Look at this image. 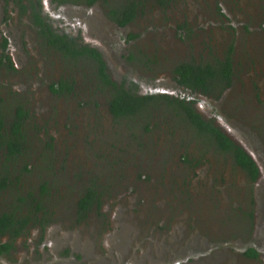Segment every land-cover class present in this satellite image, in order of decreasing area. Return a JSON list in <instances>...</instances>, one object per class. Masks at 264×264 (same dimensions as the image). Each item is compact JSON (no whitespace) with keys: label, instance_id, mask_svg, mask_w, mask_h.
I'll return each mask as SVG.
<instances>
[{"label":"rangeland","instance_id":"1","mask_svg":"<svg viewBox=\"0 0 264 264\" xmlns=\"http://www.w3.org/2000/svg\"><path fill=\"white\" fill-rule=\"evenodd\" d=\"M41 2L57 30L105 52L115 81L141 94L187 95L235 140L242 129L251 128L262 152L264 0H173L168 7L145 0L126 31L102 35L93 9ZM4 39L10 41L6 48ZM230 50L235 75L224 106L178 85L176 64L225 57ZM126 51L132 62L123 58ZM0 61V107L6 117L20 104L30 110L23 155L7 161L0 153V175L9 169L11 181L0 193V211L27 191L38 197L45 182L49 190L41 199L48 221L44 226L34 221L14 250L0 256V264H195L214 250L228 257L213 258L218 264H250L240 251L264 238V213H256L264 199H256L259 191L250 190L228 156L212 148L202 157L193 132L171 128L162 115L157 124L139 117L116 122L106 95L95 93L91 63L46 49L27 16L17 14L13 5L7 11L2 2ZM62 78L75 80L73 93L51 90ZM187 153L200 155L198 164L207 167L186 163ZM208 172L215 191L200 199L205 195L198 193L199 180L209 178ZM93 180L103 186L102 207L79 222L76 205ZM258 247L264 256V246Z\"/></svg>","mask_w":264,"mask_h":264},{"label":"trees","instance_id":"2","mask_svg":"<svg viewBox=\"0 0 264 264\" xmlns=\"http://www.w3.org/2000/svg\"><path fill=\"white\" fill-rule=\"evenodd\" d=\"M92 2L93 0L89 1V3ZM166 2L167 0H157V3L161 5ZM136 6L135 1L119 11L113 10V14L116 15L115 19L121 25H126L136 17ZM37 19L42 22L39 14H37ZM41 24L43 25V23ZM42 34L48 39L49 44L61 52L67 60H87L92 64L94 70L92 76L97 89L95 93L102 94L101 92H103L106 95L109 112L116 122L133 121L139 117V119L146 120L148 124H157L159 119L157 120L156 117L165 116L164 120H168L171 128L183 127L193 132L194 138L199 140L198 149L202 157L208 153V149L212 148L222 153L226 152L233 158L235 164L241 166L252 179L256 178L257 167L254 161L219 127L204 119L193 107V101L163 94L140 95L134 90H128L124 85L113 80L101 52L95 47L67 40L65 36L55 33L50 27L43 28ZM3 58L8 59L7 56H3ZM232 68L231 55L229 54L224 61L218 60L215 64L181 62L174 69V74L179 84L193 90L202 89V91L207 92L205 83L209 80L216 81L218 79L223 84V88L229 86ZM51 88L54 93L59 95L71 94L75 91V80L62 78L54 83ZM12 112L10 118H7L0 107V153L6 156L7 161H16L18 157L23 155L24 143L27 138V121L30 118V110H27L23 104L15 107ZM162 112H166L169 118ZM146 130L149 131L150 128L146 127ZM191 157L190 153L184 154L183 160L188 164L194 163L195 157L190 159ZM199 162L195 163L198 164ZM25 171H30L28 165H25ZM9 176V169L3 176L0 175V193L11 185ZM47 185L45 182L44 185L40 186L41 193L38 197L34 195L33 191H27L26 194L17 195V200L13 201L7 209L0 211V238L9 237V241L0 243V253H9L14 248L15 240L23 235L34 221L41 222L42 226L48 221L47 212L41 201L43 197L49 194ZM104 194L103 186L98 180H93L84 186L76 205L79 222L85 221L93 209H101ZM29 199H31L30 207L27 208ZM40 211L43 212L44 217L43 215L37 216ZM250 253L255 255L254 250H251Z\"/></svg>","mask_w":264,"mask_h":264},{"label":"flooded vegetation","instance_id":"3","mask_svg":"<svg viewBox=\"0 0 264 264\" xmlns=\"http://www.w3.org/2000/svg\"><path fill=\"white\" fill-rule=\"evenodd\" d=\"M51 1L53 2L52 4L56 7H57V5H59L61 7L67 6V7H71V8L83 6V7H87L88 9H93V11L96 12L95 15L92 16V20L95 23L94 22H91V23H94V25L97 26V31L100 35L105 34L111 30L113 31V30L123 29L126 31L127 30L126 28H129V25L135 21V19L138 17V15L142 12L143 7L145 5V0H93L92 3H89L90 0H51ZM135 1L137 3V6L135 7L136 11H137L136 17L132 21L127 23L126 25H121L115 19L116 15L113 14V10L119 11V10H121V8H124L127 5H129L131 2H135ZM0 2H2L5 5V8H7V11L8 10L11 11V5H13L16 9L17 14L26 15L27 16V22L29 23V25H31L36 30V33H37L39 39L41 40L42 44L44 45V47L50 51L61 53V52L57 51L55 48H53L52 45L49 44L48 39L42 34V29L47 28V27H50L55 33H58L62 36H65L67 40L69 39L73 42H77V43H80L83 45H88L90 47H95L97 50H99L101 52L102 57H103L104 61L106 62L108 72L110 74L109 63L107 61L105 52L101 48H99L98 46H95L93 44L86 42V40H82L77 36H73L71 34H68L67 32H62L60 30H57V27L54 25L50 16H47V14H45V12L42 8L41 0H22V3H20V0H0ZM154 2H155V4H158L162 7H168L169 4H171V2H173V0H167V2L164 5L157 3V0H154ZM37 14L40 15L42 22H40L37 19ZM41 23H43V25ZM122 37H123L125 43L131 42V39H129L128 36H122ZM9 42L10 41L8 39H4V45H3L4 48L7 47V44ZM120 43H121V41H120ZM230 52H232V50H230L227 55H229V54L231 55V62H232L233 68H232L231 83L229 86L223 88V84L218 79L216 81L209 80L205 83V85L207 86V89H208L207 92L202 91V89L193 90V89L188 88V87L181 85L179 83H178V85L181 86L183 89H185L188 93H193L196 96L202 97V99H206L209 102H213L218 107H220L221 105L224 106V104L226 103L225 101H226L227 97H229V92H230L231 88L233 87V81H234V75H235V69H234V65H233V57H232V53H230ZM5 56H7V55H5ZM226 56L225 57H218V58L216 57V58L210 59L209 61H207V60L196 61V60L189 59V60H183L182 62H187V63L195 62V63H199V64H204V63L215 64L218 60L224 61ZM123 58L125 60L127 59V61H129V62H132L133 56L131 54H129L128 51H126V53L123 54ZM134 58H135V55H134ZM6 60H8V59H6ZM10 63H11V61H9V64ZM179 63H181V62H179ZM90 65L92 67V64H90ZM176 66H177V64H176ZM176 66L174 67V69L176 68ZM174 69H173V73H174ZM93 72H94V70H92V74H93ZM113 80H114V78H113ZM57 82H55V83H57ZM118 83L120 85H124L123 83H120V82H118ZM124 87H126L128 90H134L140 95H147V94H141L140 92H138L133 87H128L125 85H124ZM51 90H52V88H51ZM149 94H156V93H149ZM163 95H167V94H163ZM168 96H170V95H168ZM170 97H177V98L179 97V98L186 99L187 101H193L192 102L193 107L204 119H206L207 121L213 122L215 126L219 127L223 133H225L235 144L240 146L245 151V153L254 161L255 166L257 167V176L255 179H252L241 166H238L237 164H235V162L233 161V158L231 156H229L228 153H226V152L225 153L220 152V153L228 156L231 159L232 163L236 165V168L238 169V171H240L241 175L244 176L246 185L249 186L250 190L252 189V192L254 189H255V193L257 191H259L260 195H257V193H256V196H257L256 199H264V178L262 177V172H261L262 167L259 164V163H261V164L263 163V166H264V161H263V159H264V147L261 146L262 152H260L259 145L256 144V138H255L257 136V133L253 132L251 130V128L242 129L239 132L240 135H242V136H241V138H239V141H237L228 132V130H229L228 128H224V126L219 124L218 121L213 119L212 117L211 118L205 117L203 114H201L198 110L197 105L195 104L196 102L194 100L190 99L189 96L181 95V96H170ZM226 120H227V118H226ZM228 123L229 124H235L232 120H229ZM259 153L262 155L260 156ZM206 155L207 154H205L204 157H206ZM193 157L194 156H192L191 158H193ZM198 161H200L199 163H201L200 155L195 157L193 166L197 167V164L195 162H198ZM198 165H199L198 168L202 167V166H206L203 164H198ZM193 166H192V168H193ZM206 170H208V169H206ZM193 174H194V171L192 172V175ZM203 174H204V176H206L205 172H203ZM194 176H195V174H194ZM197 176L198 175L196 174V177ZM208 176H209V178H207L205 180H199L201 188L198 187L199 188L198 193L201 195H203V194L205 195L207 192L212 193L211 191H215L216 185L214 183L213 177L210 174V172H208ZM198 178H200V176ZM202 179H203V177H202ZM188 183H189V181H188ZM204 197L207 198L208 196L205 195V196L201 197L200 199H202ZM251 199H255V198L251 197ZM257 212H258L257 216H261L264 213V201L263 200L259 203V207H258V209H256V213ZM250 215H251V213H250ZM30 226H31V224L29 225V227ZM24 234H26V232ZM5 237H7L9 239L8 236H3L0 239H4ZM20 237H18V238H20ZM257 245L258 246L259 245L264 246V238L261 240H258ZM257 245L255 243H253L252 241H250V242L246 243V245L244 246V249L240 251L241 252L240 254H242L244 256L245 260L247 262H249L250 264H252L253 262L260 261L264 258L261 250L259 249V247ZM14 247H15V242H14ZM13 250H14V248L12 250H10L9 253H11ZM226 250L227 249H223V251H226ZM251 250L255 251L254 256L251 255V253H250ZM3 254H8V253H5V252L0 253V256ZM221 254H222V256H220ZM215 257H218V261H220V259L221 260H227L228 259V257L225 256V254L223 255V252L221 250H214L208 256H206L205 258H203L200 261H197L195 264H212V263L218 264L215 260H213V258H215ZM262 264H264V261Z\"/></svg>","mask_w":264,"mask_h":264}]
</instances>
